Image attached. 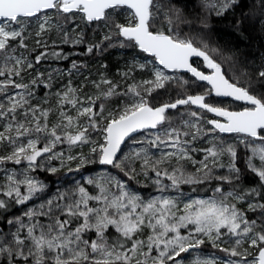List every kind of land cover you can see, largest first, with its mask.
I'll return each instance as SVG.
<instances>
[{"label": "snow or ice", "instance_id": "1", "mask_svg": "<svg viewBox=\"0 0 264 264\" xmlns=\"http://www.w3.org/2000/svg\"><path fill=\"white\" fill-rule=\"evenodd\" d=\"M191 2L183 0L180 6L181 0H167V4L162 0H0V77H5L0 80V144L11 147L8 154L0 155V165L27 164L19 176L15 169H5L0 195L6 199L0 198V210L7 212L14 205L40 200L21 215L6 220L10 227L6 233L0 232V257L4 258L0 264H185L182 254L200 249L206 241L228 258H197L190 264H264V63L254 73L242 71L239 76H230L232 69L226 65L236 63V54L227 55L223 48L212 46L202 36L183 33L180 25L204 32L209 28L211 14L225 15L237 5V0H200L202 15L189 19L186 9ZM259 7V23L264 30V0H260ZM51 9L73 15L79 12L88 22H108L113 15H120V9L127 15L126 22L111 21L117 35L124 38L120 46H125L126 41L151 54L162 67L154 66L152 79L129 85L123 93L106 78L96 83L97 89L102 85L107 88L95 97L81 96L80 90L69 83L54 94L58 119L50 124L52 108L33 104L32 87L17 83L12 77H19L25 66L33 67L27 57L15 54L17 43L27 47L25 22ZM46 24L47 21L39 24L37 36L45 31ZM104 39L112 37L106 35ZM64 42H68L67 33ZM71 42L80 44L83 40L77 37ZM95 47L98 45L89 46L87 52H93ZM44 55L42 52L36 56V62ZM51 55L60 58L61 54L53 51ZM193 58H202L208 71L193 66ZM72 67H77L75 62ZM137 67L145 69L147 65ZM165 70L186 71L195 81L207 82L210 87L156 106L147 97L157 89H166L173 81H179L181 87L188 84ZM123 75L128 77L130 73ZM45 87L50 88L51 84ZM9 88L18 91L9 93ZM213 94L245 102L247 106L238 111L214 106L206 102ZM112 97L127 100L105 116V104ZM48 102L45 97L43 103ZM68 106L76 112L75 116L68 114ZM179 106H196L197 111L184 113L187 118L182 116L177 127L168 110ZM205 113L222 119L205 120ZM150 129L162 132L140 142L147 147L121 159L118 153L126 138ZM96 132L102 139L93 141L92 134ZM219 134L242 137L236 143H228ZM209 136L212 138L208 147L194 146ZM60 144H67L69 149L88 144L92 147L87 155L73 156L56 151ZM240 146L246 150L247 169L258 177L256 187L242 184L237 163ZM152 148L160 152L158 157L151 154ZM197 152L203 153V159H195ZM77 159L76 170L98 163L120 169L130 180L143 175L159 194L145 198L126 181L108 174L87 179L86 183L97 189L96 194L75 182V187L43 198L47 185L31 173L43 169L55 174L59 169L51 161L60 160L65 166ZM138 160L142 161L139 172L133 166ZM189 163L199 166L190 172ZM217 169H227V174L216 175ZM72 170L69 168V172ZM149 172L154 176H149ZM213 181L219 183L213 187L211 197L184 198L183 185ZM170 190L176 195H168ZM242 203L247 204L246 209L239 206ZM249 212L259 214V226ZM225 236L234 238L231 248L220 247ZM245 242L258 250L251 261L246 257L252 253L240 250Z\"/></svg>", "mask_w": 264, "mask_h": 264}, {"label": "trees", "instance_id": "2", "mask_svg": "<svg viewBox=\"0 0 264 264\" xmlns=\"http://www.w3.org/2000/svg\"><path fill=\"white\" fill-rule=\"evenodd\" d=\"M162 3L167 4V0H162ZM259 4L260 0H237V5L230 9L225 15L217 17L214 15V13L211 14L208 19L209 28L204 32H196L183 24L180 25V27L183 33L185 34L197 35L198 37L202 36L212 46L223 48L227 55L235 53L236 63L230 66L226 65V67H230L232 69V71H229L228 73L230 76H239L240 72L242 71L254 73L256 69H258L262 63H264V30H262V26L259 23V20L261 18V9L259 7ZM180 6H183V0H181ZM60 15L61 16L59 18H55V21L57 22L58 26H56L55 29L52 30V34L49 36L52 40H48L54 42V44H50L45 49H36L35 51L33 48H36V45L31 44L29 46V49H27L29 54L33 57V67L31 68V70H33L34 72L42 71L44 77L47 75V77L50 78L49 74H54L55 76L57 72H59L56 75L55 81H64L70 75L68 73L73 70L72 65L73 62H75L77 65L76 68H78L79 70L89 71L90 76L95 78H99V76H101L102 78H106L111 81L113 76L117 75L116 72L119 69L118 67H121L123 63L128 62L130 57L141 56L153 58V56L142 52L140 49L131 47L127 44L126 41L125 46H120L121 42L124 41V38L117 35L116 29L111 23L112 20L116 21L117 23H121L122 18L120 15H113L111 17V20L108 22H88L83 18L82 14L79 15L77 12H75L74 15L71 13H60ZM186 15L189 19H192L198 15H202L200 9V0H192V2L189 4V7L186 9ZM74 22H76L77 24L76 28H73ZM155 27H160V25H155ZM65 33L71 36V41L72 37L79 36L82 37L83 42L80 44H74L71 41H68L67 43L61 44V40L62 38H64ZM106 35H111L112 39L105 40L104 37ZM93 45H98V47H95L93 52L91 53L87 52V48ZM53 51L60 53V58L52 56L51 53ZM42 52L45 53V55L41 58L39 62H36L35 57L40 55ZM198 60L203 63L201 59ZM197 66L204 71H208L202 66H199V64ZM44 69H46L47 71ZM143 70L145 71V69ZM136 73L137 71H135L134 74L136 75ZM142 73H146V71ZM169 74L171 76H177L180 77L182 80L188 81V84L181 87L179 81H173L166 85V89H157L150 96H148L147 98L149 99L150 103L159 106L164 102H172L177 98H183V96L186 94L192 95L202 93L204 88H209L206 83L195 81V78L188 73H181L179 71H175L172 73L169 72ZM132 77L135 84L141 82L140 79L137 78V76L134 77L132 74ZM151 77L152 76H150L149 78L151 79ZM90 80L91 78L88 80V82L92 84ZM41 93V90H39V94ZM119 98L121 97L110 98L107 101V105L114 107L116 99ZM207 98L210 99H208L209 101L206 99V102L213 104L214 106L219 105L210 102V100H216L221 103L228 102L214 95H211ZM99 103L100 101H98V104ZM234 103L244 106L239 102ZM241 108L228 109L237 110ZM190 111H197V107L179 106L178 109L168 110L169 117L173 121H176L173 126L178 127L179 119L182 116L183 118H187L183 114ZM199 111L203 113L204 110ZM215 118L216 116L212 113L204 114L205 120ZM164 127H167V125H165ZM145 133H147V131H143L133 136L132 138H130V140L139 137L140 135ZM219 136H221L225 141H230L229 143H233V136L235 135L219 134ZM206 140L207 138L202 141V146H206V144L204 143ZM128 142L125 144V146L130 143ZM197 143L198 142H196V144ZM238 152L239 156L237 163L238 167L241 169L242 184L245 187H256L259 184V180L258 177L246 167L245 148L240 146ZM195 157L201 159V157H203V153L197 152L195 154ZM97 167H106L107 169H111L119 173L122 177L129 180L130 183H132V181L134 183H137L133 179L130 180L128 177H126L120 169L107 165H99L98 163L94 164L93 167H82L79 170L74 171L77 175L81 176L82 174L86 173L87 170L91 171ZM71 172H73V170ZM66 174L67 171H65V169H59V171L55 174H51L49 172H40L41 177H43L46 181L50 183L51 188H54L55 184L60 181V179H62L63 182H68ZM218 183L219 182L213 181L204 185H187L186 189L192 192V194L210 195L213 192V187L216 186ZM88 186L93 187L92 185ZM224 187L225 189H228L229 186L224 185ZM139 188L142 187L139 186ZM194 188L196 190H193ZM0 198L6 199V197H3L2 195H0ZM18 206L19 205H14L13 207L9 208L7 212H5L4 210H0V226L2 229L7 228L6 220L11 219L14 216ZM251 215L255 214L252 213Z\"/></svg>", "mask_w": 264, "mask_h": 264}, {"label": "rangeland", "instance_id": "3", "mask_svg": "<svg viewBox=\"0 0 264 264\" xmlns=\"http://www.w3.org/2000/svg\"><path fill=\"white\" fill-rule=\"evenodd\" d=\"M117 12H120V16L122 18V22L121 23H125L127 20V15L122 12L120 9H117ZM58 10L56 9H52L49 11H46V13H41L39 14L37 17H34L33 19H29L25 22V31H24V43L27 45V47H21L19 46V44L17 43L15 45L16 47V52L15 54L17 56H21L23 55L24 57H27V61L32 63V56L29 54L28 50L29 46L31 44H35L36 48L34 47V51L36 49H45L47 46H49L50 44H54V42L48 41V40H52L51 37H49L52 33V30L55 29L56 26H58L57 22L55 21V18L57 19V17L59 18L61 15ZM79 15H81V13L77 12ZM71 19V17H70ZM47 21V24L45 25V31H43L42 33H40L39 36H37V32H39V24L43 23ZM73 21V20H72ZM13 27H16L15 25H13ZM77 24L76 22H74V27L76 28ZM61 35V34H60ZM79 36H75L72 37V40L76 39ZM71 36L68 34V41H71ZM37 41H39V44L37 43ZM61 44L65 43V35L64 38H62L61 40ZM196 65L199 64V66H202L203 68L204 65L201 61H199L198 59L195 61ZM3 64V61L0 60V65ZM139 64H145L147 65V67L145 68L146 73H142L145 72L143 69H140L139 67H137V65ZM162 67L160 65H158V62L155 61L154 57L150 58V57H141V56H136V57H130V59L128 60V62H125L121 65V67H118L119 69L117 70L116 74L114 75L112 78V82L113 84H116L118 86V91L119 92H124L127 87L129 85L135 84L132 74L133 76H137V78L140 79V81H144V80H149L150 76H152V69L153 67ZM206 69V68H205ZM38 70V68H37ZM46 70V69H44ZM43 70V71H44ZM47 71V70H46ZM135 71H137L136 75L134 74ZM87 72V74H86ZM125 72H129L130 75L128 77H125L123 75V73ZM166 74H169L168 70H165ZM59 72H57L58 74ZM172 73V72H171ZM56 74V75H57ZM68 74H70L66 80H56V75L54 76V74H49V77H47V75L44 77L43 72L42 71H38V72H34L33 70H31V68H27L25 66L24 70L21 72V75L19 77H12V79H14L17 83H25V84H29L30 87H32L33 91L35 92V96L32 100L33 104H40L42 107L45 108H52V114H50L49 116V123H56L57 119H58V111L56 109V97H55V93L63 91L65 89V87L67 85H69V83L71 84L72 87L80 90V95L81 96H93L95 97L99 91L106 89L107 85H102L101 89H97L96 88V83H99L102 79L101 76H99V78H95L90 76L89 71H85V70H79L78 68H73V70H71ZM86 74V75H85ZM61 76V75H60ZM59 76V77H60ZM46 78V79H44ZM91 78V83L90 84L88 82V80ZM153 78V76L151 77V79ZM5 79V77H0V80ZM33 80H36V84L32 85L31 82ZM95 80V81H94ZM50 83L51 87H45L46 84ZM39 90H41V94H39ZM207 89L204 88L202 92L206 91ZM13 91H18L12 88H9V93L13 92ZM3 94H0V98H2ZM45 97H47L48 99V103H43V101L45 100ZM115 98V97H112ZM207 100L210 98H206ZM127 98H119L116 99L115 101V105L114 107H111L110 105H107V102L105 104L106 107V111L104 113L105 116H107L108 112L110 111H114L119 107H122L123 103L126 102ZM225 100V99H223ZM209 101V100H208ZM228 102H218L216 100H210V102L215 103L219 106L222 107H226V108H231V109H236V108H241L244 107L240 104H235L234 101L231 100H226ZM231 101V102H230ZM98 104V101H97ZM66 111L68 112V114L75 116L76 112L71 108V106H68L66 108ZM215 119H220V118H215ZM83 122V120L81 121ZM3 121H0V126H2ZM0 130H2V127H0ZM159 132H162V129H157V130H150L147 131V133L140 135L139 137L133 138L132 140H128L129 144L126 145L124 147V149H122V152L120 154V158L123 159L125 155L133 152L134 150H137L141 147H147L146 143H140L142 141H144L146 138L147 139H151L152 136L154 134H157ZM235 136H233V143H236V141L242 137V134H234ZM211 136H209L207 138V140L204 142L206 144V146H202V142H199L197 144H195L194 146L196 148H205L209 146V141L211 140ZM231 138V137H230ZM102 139L100 133L96 132L92 134V140L93 141H98ZM232 139V140H233ZM228 143L230 141H227ZM92 147L91 144L88 145H83V146H79V147H72L71 149H69L67 144H60L57 146L56 151H64L66 155L71 154L73 156H77L80 153H83L85 155L89 154L90 148ZM243 147V146H242ZM0 150L1 153L0 155H6L11 151V147L8 146L7 144H0ZM151 154H153L154 157H158L160 155V152L157 151L155 148L150 149ZM196 160H200L198 158L195 157ZM201 159H203V157H201ZM79 163V160H74L71 162H66L65 166H61V161L60 160H53L51 161V165L57 167L58 169H65V171H67L66 174V178L68 179V182H63L62 179H60V181H58L55 184L54 188H51L50 183L48 181H46L43 177H41L40 172H47L44 171L43 169H37L35 172L31 173L33 176H35L37 179H39L40 181H42L43 183H45L47 185V189L45 193H42L41 196L43 198H49L54 196L57 191H65L66 189H71L73 187H75V182H79L81 184H84L85 187H87L89 189V191L92 194H96L97 189H95L94 187H89L88 185H86V181L89 177H99L102 175H108L110 174L111 176L114 177H118L119 179L126 181L133 190H138L140 192V194L142 196H144L145 198H149L152 195H158L159 193L156 192V190L151 186L150 182L143 176V175H138L136 176L135 179H133L135 182L134 183L132 181V183L129 182V180L125 179L124 177H122L119 173L111 170V169H107L106 167H97L94 170H87L86 173L82 174L81 176L77 175L76 172L74 170H76L77 168V164ZM142 161H135L134 162V167L136 168L137 172L140 171V166H141ZM224 163H227V158L224 159ZM258 163V161H257ZM94 164H88L85 165L84 167H93ZM199 165H192V164H188L187 165V170L190 172H194L196 167H198ZM27 167L26 162H22L21 165H15L12 162H8L6 164L0 165V184H2L5 180V169L7 170H13L15 169L18 176L19 173L25 168ZM69 168H73V172H69ZM216 175H225L227 174V169H217L215 171ZM149 176H154V173L149 172ZM65 178V179H66ZM165 183H169L167 180H165ZM91 186V185H90ZM142 187V188H139ZM187 185H183L181 188V191L184 194V198H209L213 195V192L210 195H198V194H192V192H190L189 190H187L186 187ZM23 186H22V191H23ZM168 195H176L175 192L173 191H169L167 193ZM184 202H187V199H184ZM251 202V201H249ZM40 203L39 199H34L33 201H30L28 203H26L25 205H19L14 216H18L21 215L22 212H24L28 207H32L33 204H38ZM183 205L181 204V207ZM242 208L247 207L246 203H242L239 205ZM252 213L249 212L248 215L251 219H257L258 221V226H259V214H255V215H251ZM13 216V217H14ZM12 217V218H13ZM9 227L7 225V228H1L0 226V232H8ZM14 231V229H12ZM183 231V230H182ZM234 240V238L232 237H228L225 236L222 238L220 247L221 248H231L233 246V244L231 243V241ZM243 249H248L249 252L252 253V255L247 256L246 259L251 261L253 260L256 255H258V250L255 248L250 247V244L248 242H245L242 246V248L240 249L241 251H243ZM155 254V253H153ZM218 258L220 260L222 259H227V255L220 250V248H214L212 246L211 243L209 242H205L204 245H202L200 247V249L195 250L192 253H183L182 254V258L185 261V264H190V262L192 260H195L197 258L199 259H209V258ZM4 258L0 257V261H2ZM233 259H239L234 257Z\"/></svg>", "mask_w": 264, "mask_h": 264}, {"label": "water", "instance_id": "4", "mask_svg": "<svg viewBox=\"0 0 264 264\" xmlns=\"http://www.w3.org/2000/svg\"><path fill=\"white\" fill-rule=\"evenodd\" d=\"M52 10V9H51ZM46 11H48V10H46ZM0 19H2V18H0ZM94 22H96V21H94ZM148 55H150V56H152L151 54H149V53H147ZM197 59H201L202 60V58H193V66H195V67H198L196 64H195V61L197 60ZM199 68V67H198ZM200 69V68H199ZM200 70H202V69H200ZM168 71H170V72H174V71H172V70H168ZM179 72H181V73H187L186 71H183V70H180ZM188 74H190L191 75V73H188ZM200 82V81H199ZM201 83H206L207 84V82H201ZM208 85V84H207ZM209 86V85H208ZM210 87V86H209ZM214 95V94H213ZM215 96V95H214ZM217 97V96H216ZM219 98H222V99H229V100H232V101H234L232 98H226V97H219ZM235 102H239V103H242L243 105H246L245 104V102H242V101H235ZM247 106V105H246ZM239 110H241V109H239ZM238 111V110H237ZM213 115H215L214 113H212ZM222 119V118H221ZM151 130V129H150ZM143 131H148V130H141V131H139V132H136V133H133V134H131V136L130 137H128V138H126V140H125V142L122 144V146H121V148L123 149V147L125 146V144L128 142V140L130 139V138H132L133 136H135V135H137V134H139V133H141V132H143ZM121 153V152H120ZM120 153H118V155L120 154Z\"/></svg>", "mask_w": 264, "mask_h": 264}, {"label": "bare ground", "instance_id": "5", "mask_svg": "<svg viewBox=\"0 0 264 264\" xmlns=\"http://www.w3.org/2000/svg\"><path fill=\"white\" fill-rule=\"evenodd\" d=\"M81 31V30H80Z\"/></svg>", "mask_w": 264, "mask_h": 264}]
</instances>
